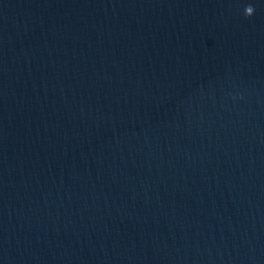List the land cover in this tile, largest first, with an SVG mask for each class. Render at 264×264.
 <instances>
[{"label":"water","instance_id":"1","mask_svg":"<svg viewBox=\"0 0 264 264\" xmlns=\"http://www.w3.org/2000/svg\"><path fill=\"white\" fill-rule=\"evenodd\" d=\"M0 264H264V0H0Z\"/></svg>","mask_w":264,"mask_h":264},{"label":"clouds","instance_id":"2","mask_svg":"<svg viewBox=\"0 0 264 264\" xmlns=\"http://www.w3.org/2000/svg\"><path fill=\"white\" fill-rule=\"evenodd\" d=\"M254 12V8L252 5H247L244 9V15L245 16H251Z\"/></svg>","mask_w":264,"mask_h":264}]
</instances>
